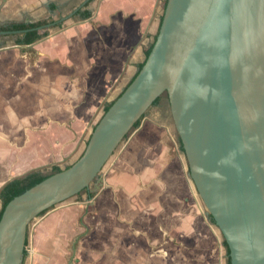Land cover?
Instances as JSON below:
<instances>
[{
    "label": "crops",
    "instance_id": "0c3cea01",
    "mask_svg": "<svg viewBox=\"0 0 264 264\" xmlns=\"http://www.w3.org/2000/svg\"><path fill=\"white\" fill-rule=\"evenodd\" d=\"M165 2L0 0V189L15 176L63 169L81 155L84 144L73 141L82 136L73 129L81 132L104 113L133 79L159 31ZM38 22L45 35L29 43L22 41L29 29L10 27ZM39 47L53 59L42 68L30 57ZM158 104L162 110L146 113L82 198L36 221L26 264H69L77 215L95 210L93 234L97 243L107 241L100 249L111 253L110 264H156L153 243H159V264H227L224 238L202 209L185 173L179 134L176 140ZM101 258L97 264H106Z\"/></svg>",
    "mask_w": 264,
    "mask_h": 264
},
{
    "label": "water",
    "instance_id": "95a60500",
    "mask_svg": "<svg viewBox=\"0 0 264 264\" xmlns=\"http://www.w3.org/2000/svg\"><path fill=\"white\" fill-rule=\"evenodd\" d=\"M163 93L189 176L231 264H264V0H167L144 65L104 110L82 154L6 205L0 264L24 262L30 223L101 179L116 148Z\"/></svg>",
    "mask_w": 264,
    "mask_h": 264
},
{
    "label": "rangeland",
    "instance_id": "374dc122",
    "mask_svg": "<svg viewBox=\"0 0 264 264\" xmlns=\"http://www.w3.org/2000/svg\"><path fill=\"white\" fill-rule=\"evenodd\" d=\"M164 13V9L161 8V12H160V15H163ZM53 29H50L49 32L50 34L53 33ZM30 57H31V61L34 65H40V68L44 67L45 65H50V61H48L50 57H48V53L47 52H44V50L42 49V47H39V49L36 51L35 49L31 52L30 54ZM48 59V60H47ZM51 61H53V59L50 58ZM55 64V69L57 71L59 70H64V67L63 66H59L57 63L53 62ZM159 101H162L163 103V111L161 112V114H159V117L160 118H166V120L169 121L170 124H172V132L174 134V138L176 140H178V131L176 129V126L174 124V121H173V117H172V114H171V110H170V104H169V100H168V95L167 93H163L160 100ZM11 104L13 105H17V100H11ZM160 107V108H159ZM157 109H161L162 110V107L160 106V104L156 105L154 107H152L151 109H149V115H155V111ZM103 113H100V114H97V116H93L92 118H90V120L88 121V123L83 127V129L81 130V132H78L76 131L75 129H73V127L71 126V128L73 129L74 133L76 134V136L78 137V139L80 138V136H82V139L80 140H76V141H73L74 143H76V145L78 144H81L82 145L84 144V147H82L80 150L81 154L82 152L84 151L85 149V144L86 142L88 141L89 137H90V134H91V131L93 129V126L95 124H97V122L99 121V119L101 118ZM73 125V124H72ZM74 126V125H73ZM135 131V127L129 132V134H127V136L124 138V140L119 144V146L116 148L114 154L111 156V158L108 160V162L106 163L105 167H104V170L102 172V174L104 173V171L106 170V168L109 166V164L111 163V161L120 153V151L122 150L124 144H125V141L127 140V138L129 137V135L131 136V134ZM84 134V135H81V134ZM78 143V144H77ZM183 157H184V164H185V173L188 174V171H187V159H186V156L185 154L183 153L182 154ZM80 156V155H79ZM174 172V170H173ZM101 174V175H102ZM191 184H192V187L194 188V191L196 192V195L200 198L198 192L196 191L195 189V186H194V183L192 180H190ZM1 183H3V181H1ZM92 186V184H91ZM86 190L87 189H84L83 191H81L80 193L56 204L55 206L49 208L46 212H44L43 214H41L38 218H36L35 220H33L30 225H29V229H28V241L29 243L26 245V248L29 249V253L25 255V258H24V264L28 263L29 262V259H30V251H31V235H32V229H33V225H35L36 221L43 218L44 216H46L48 213H50L51 211H54V210H57V209H61V208H69L70 205H73L74 202L78 201L80 198L83 197V195H85L86 193ZM200 204L202 205V209L207 212V209L205 207V205L203 204L201 198H200ZM1 205H2V202L0 200V209H1ZM86 207V205H83L81 207V212L84 211V208ZM83 208V209H82ZM95 211H93L91 214H89L90 212H88V214H84V213H79L77 215V221H75V227H76V230L74 231V233L72 234V237H71V240H70V243H69V247H70V250H69V257H68V260L70 258V255L72 254V246H73V240L76 238V236L78 235H81L79 241L77 242V252H76V255L74 257V262L72 264H97L98 261L100 262L102 260L101 257H104L105 258V263L106 264H110V260H109V257L111 255V253L109 252H101L102 250L100 249L102 244L105 246L106 245V242H102L101 239L100 241L97 243L96 242V237H95V230H94V227H95V223L92 222V219L93 216L95 217ZM208 214V212H207ZM87 216V217H86ZM86 218H89L87 221H86ZM83 221V222H82ZM85 224H87L88 226L86 227ZM88 228V230H87ZM217 230H218V234L220 235L221 239H222V236H221V231L219 230L218 227H216ZM94 233V234H93ZM94 235V236H93ZM135 235V234H134ZM135 237L137 238L138 236L135 235ZM135 237H129L128 239L129 240H133L134 241V244H135ZM224 241V240H223ZM224 254H225V258L227 259V251H226V246L224 245ZM157 249H159V243H153L152 244V247H151V253H152V256H153V261L154 263L156 264H159V260L161 261L163 259L162 256H160V254L157 251ZM174 250V248H172ZM179 248L176 249V252H179ZM168 259L171 258L172 254L171 252L169 251L168 253Z\"/></svg>",
    "mask_w": 264,
    "mask_h": 264
},
{
    "label": "trees",
    "instance_id": "16d2710c",
    "mask_svg": "<svg viewBox=\"0 0 264 264\" xmlns=\"http://www.w3.org/2000/svg\"><path fill=\"white\" fill-rule=\"evenodd\" d=\"M166 4H167V0H166V2L164 4V10H165ZM87 15H89V14H87ZM162 18H163V15L161 17V22H162ZM161 22H160V25H161ZM43 24H44V22H38V23H32V24H13L10 27L11 28H17V29H25V28L29 29L27 31L26 35H25V38L22 40L23 43H29V42H33V41H35V40H37V39H39V38H41L42 36L45 35V33H41L37 29L38 26L43 25ZM157 35H158V33H157ZM157 35L155 36V40L157 38ZM155 40L146 49V57L150 54V52H151V50L153 48V45L155 43ZM144 63H145V61L139 66V69H138L137 73L135 74V76L138 74V72L140 71V69L142 68ZM135 76L133 77V79L135 78ZM131 81H130V83H131ZM122 92L117 97H119L122 94ZM160 98H161V96L158 97L155 100L154 104H156L160 100ZM114 101L115 100H113L111 103H109L106 106L105 110H107ZM144 115H146V114H144ZM144 115L142 117H140V119H138L136 121L135 128L140 125ZM181 147L183 149L182 144H181ZM60 170H62V168L60 166H58V165H55V166H53L52 170H49V171L33 170V171H30V172H28L26 174H23V175H20V176H15L12 179H10L9 181H7L0 189V200L2 202L1 209H0V218H1L2 214H3V211H4L5 207H6V205L8 204V202L12 198H14L15 196L21 194L22 192H24L28 188L32 187L36 183L42 181L46 177H48V176H50V175H52V174H54V173H56V172H58ZM91 195L92 194H90V197H91ZM44 212H46V211H44ZM209 216H210L211 220L214 222V219H213L212 215L209 214ZM27 244H28V237H27ZM224 244H225L226 249H227V256H228L227 264H231V258H230V254H229V247H228L227 242L225 240H224ZM26 254H27V250L25 251V255Z\"/></svg>",
    "mask_w": 264,
    "mask_h": 264
}]
</instances>
